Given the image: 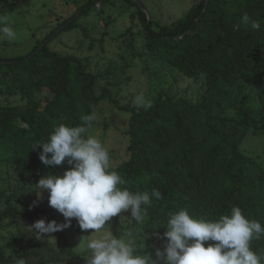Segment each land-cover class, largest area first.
<instances>
[{
    "label": "trees",
    "instance_id": "trees-1",
    "mask_svg": "<svg viewBox=\"0 0 264 264\" xmlns=\"http://www.w3.org/2000/svg\"><path fill=\"white\" fill-rule=\"evenodd\" d=\"M101 1L82 4L27 54L0 57V65L7 67L0 90L18 92L26 100L24 105L0 104V164L33 178L63 174L70 167L67 162L45 166L39 159L42 149L32 145L47 142L61 123L82 124V116L95 113V107L108 100L130 113L128 157L110 168L124 180L119 187L133 193L161 192L159 200L153 198L146 206L140 230L145 240L164 233L169 214L180 209L195 218L217 219L239 206L248 219L264 225V164L240 149L249 132L264 134V0H199L183 18L171 25L156 22V28L139 3L124 0L138 7L145 45L156 57L188 77H205L200 100L164 92L146 108L121 104L110 88H99L87 58L49 47L62 31L78 27V19ZM245 13L260 21V30L243 25L235 30ZM81 27L87 35L88 29ZM252 100L260 106H242ZM232 110L237 112L232 115ZM18 212L9 205L0 219ZM131 219L124 221L127 229ZM252 246L264 253V237L254 239Z\"/></svg>",
    "mask_w": 264,
    "mask_h": 264
},
{
    "label": "rangeland",
    "instance_id": "rangeland-1",
    "mask_svg": "<svg viewBox=\"0 0 264 264\" xmlns=\"http://www.w3.org/2000/svg\"><path fill=\"white\" fill-rule=\"evenodd\" d=\"M88 0H0V18L6 20L16 32V39L0 40V57L10 58L27 54L60 22L72 15ZM156 22L171 25L183 18L199 0H140ZM12 3V6H6ZM78 27L62 31L49 47L62 55H78L87 58L89 69L98 75L99 88H110L121 104L140 108L137 96H143L152 104L155 99L170 92L191 101L202 98L206 89L205 77H188L165 60L158 58L146 47L144 26L138 7L129 6L124 0H104L77 21ZM81 26L88 29L83 32ZM5 65H0V88L6 84ZM102 90V89H101ZM99 91V93L101 92ZM51 95V94H50ZM52 96V95H51ZM20 93L6 94L0 90V104L24 105ZM259 107L257 100L243 103ZM241 106V107H242ZM237 110L230 111L235 114ZM97 122L88 135L101 140L110 154L111 165H117L128 157L127 146L130 113L117 108L111 101L95 107ZM241 151L264 164V134L249 132L240 145ZM40 178L19 174L10 164H0V214L9 205L19 212L0 219V264H86L87 241L98 238L107 231L114 236L131 232L139 247H143L140 230L144 225L131 219L130 211L112 217L99 233L82 231L73 218L71 226L52 233L44 240H37L29 226L36 220H56L64 223V217L48 204L47 190L38 196L35 184ZM36 208H47V214H39ZM146 218V216H145ZM133 225L126 228L124 221ZM161 232L145 240L144 252L155 259V250L163 249L166 239ZM162 264V262H161Z\"/></svg>",
    "mask_w": 264,
    "mask_h": 264
},
{
    "label": "clouds",
    "instance_id": "clouds-1",
    "mask_svg": "<svg viewBox=\"0 0 264 264\" xmlns=\"http://www.w3.org/2000/svg\"><path fill=\"white\" fill-rule=\"evenodd\" d=\"M241 25L260 30L259 20L243 14L235 30ZM16 32L5 19L0 18V40L16 39ZM138 107H150L143 96H137ZM82 124L69 126L61 123L55 127L48 141L34 143L39 146V159L45 166H60L67 162L63 174L48 173L35 184L40 196L48 192V204L64 217V223L44 218L28 228L37 240L71 226L73 218L82 231L99 233L112 217L129 211L131 218L142 224L152 199L159 200L161 192H131L121 188L124 180L110 170V154L99 138L88 135L96 120L95 113L81 117ZM264 237V225L248 219L239 206H232L230 214L217 219L195 218L185 209L168 216L163 238V249L155 250V259L139 247L131 232L114 236L109 230L98 238L87 241L86 264H262L264 253L253 249L252 241ZM206 242H210L207 243ZM20 264H24L21 260Z\"/></svg>",
    "mask_w": 264,
    "mask_h": 264
},
{
    "label": "water",
    "instance_id": "water-1",
    "mask_svg": "<svg viewBox=\"0 0 264 264\" xmlns=\"http://www.w3.org/2000/svg\"><path fill=\"white\" fill-rule=\"evenodd\" d=\"M104 0L101 1V3H103ZM137 3H139L145 10L146 14H147V17H148V21L151 20V14L150 12L146 9V7L144 6V4L140 1V0H135ZM208 0H206L207 2ZM193 29V26L188 30L187 33L191 32ZM44 46V43L40 45L39 49H41L42 47Z\"/></svg>",
    "mask_w": 264,
    "mask_h": 264
}]
</instances>
